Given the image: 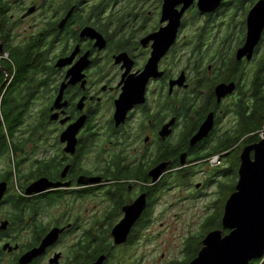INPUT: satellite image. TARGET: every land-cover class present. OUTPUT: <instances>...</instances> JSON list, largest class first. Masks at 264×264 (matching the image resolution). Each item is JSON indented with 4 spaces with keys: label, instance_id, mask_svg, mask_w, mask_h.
<instances>
[{
    "label": "flooded vegetation",
    "instance_id": "flooded-vegetation-1",
    "mask_svg": "<svg viewBox=\"0 0 264 264\" xmlns=\"http://www.w3.org/2000/svg\"><path fill=\"white\" fill-rule=\"evenodd\" d=\"M263 1L203 7L202 0H181L169 8L168 0H0V71L7 74L0 119L6 110L21 117L15 138L28 141L18 152L26 183L11 193L5 179L0 213L12 208L0 214V264H21L55 229L58 239L29 264H93L102 256L104 264H146V255L126 252L149 242L150 231L162 238L161 230L185 225L187 210L193 214L186 220L198 216L199 227L210 229L217 200L210 187L221 188L232 172L220 165H231L253 133L216 155L215 165L209 154L257 113L264 87V33L252 57H239ZM167 43L155 63L156 47ZM14 55L32 60L25 77L7 69L18 68ZM211 116L213 130L194 142ZM41 179L53 186L28 195ZM17 194L25 196L21 208L10 201ZM139 202L127 241L117 244L114 230ZM226 204L222 228L213 230L223 229ZM191 233L182 237L184 259L166 263L164 253L165 264H185Z\"/></svg>",
    "mask_w": 264,
    "mask_h": 264
},
{
    "label": "water",
    "instance_id": "water-1",
    "mask_svg": "<svg viewBox=\"0 0 264 264\" xmlns=\"http://www.w3.org/2000/svg\"><path fill=\"white\" fill-rule=\"evenodd\" d=\"M216 0H202L205 7ZM181 0H168L167 7L175 6ZM172 42L177 37L180 18L172 23ZM264 33V1L261 2L251 13L249 19V34L246 46L240 51L239 57L248 55L252 57L255 48L260 44ZM168 38V32L162 36ZM170 47V43L162 49L156 47V59L163 56ZM214 128V118L211 116L202 126L194 142L201 141ZM69 131L68 135L74 136L76 132ZM75 143H71L73 150ZM165 167L158 169L156 174L163 172ZM239 182L237 190L230 196L226 204L223 218V229L211 231L204 240L202 250L190 264H251L254 260L264 259V139L258 143L247 146L242 153V162L239 170ZM53 186L47 179H41L27 189V194L38 193ZM9 190L7 181L0 182V204L3 202ZM144 206V199L141 200ZM127 209L126 219L114 230L117 244L127 241L128 234L135 221L137 208ZM9 222H4L1 229H6ZM225 231L229 233L225 234ZM60 230L55 229L45 239L41 248L33 250L21 259V264H29L34 258L41 255L45 249L52 245L59 237ZM106 256H102L93 264H104Z\"/></svg>",
    "mask_w": 264,
    "mask_h": 264
},
{
    "label": "trees",
    "instance_id": "trees-1",
    "mask_svg": "<svg viewBox=\"0 0 264 264\" xmlns=\"http://www.w3.org/2000/svg\"><path fill=\"white\" fill-rule=\"evenodd\" d=\"M15 60L17 61L18 64V68L15 69L14 63H8L7 69L10 72V75L15 74V72L18 71V77L21 78V76H26L24 71L28 68V66L30 65V63L32 62V60L28 57V58H18L17 56L14 55ZM35 64H37L36 59H35ZM37 66V65H35ZM23 71V72H22ZM23 74H22V73ZM26 72V71H25ZM6 78H7V74L4 71H0V88H1V92H3L5 90V82H6ZM263 88V89H262ZM8 100V98H7ZM4 116V121H1L0 119V160L2 163L7 164V167L3 170V181L9 180L11 183L14 184V182H16V180H18V170L21 169V165L22 162L20 161L19 163H15V159H14V153L15 152H19L20 150L24 152V148L26 146H28V141L27 142H19V140H17L15 138V124H19L21 123V117L15 119V117H13L11 112H8L6 110V112H4L3 114ZM245 122L244 125L242 126V128L240 129V132L234 136V140L232 141H226L227 146L225 147H221L219 149L214 150L211 154H209V156L214 157L220 153H224V152H229V150H231L234 146L238 145L242 139H244L246 137V135L248 133H253L248 139L247 141L240 146V148L238 150H235L234 153V159L231 162L230 167L228 168V172H233L235 173V175L237 176V180L236 183L238 185L239 182V167L241 166V162H242V158L241 155L245 149V147L251 143H258L259 141L262 140L261 137V132L264 130V87H263V83L260 85L259 87V97H258V102H257V113L253 114L251 117H244ZM245 129H248V131H246ZM230 142V143H229ZM12 150H13V156H12ZM16 164V165H15ZM17 168V169H15ZM17 171V172H16ZM0 181V182H3ZM237 185L231 189L229 196L227 197L226 202L228 201V199L230 198V196L237 190ZM223 187V184L221 185V188ZM223 189V188H222ZM24 190V188H23ZM10 201H13V205L18 206L19 208L23 207L26 205V201H25V196L21 195V194H17L14 195L13 199H10ZM223 216V214H221ZM216 221L214 220L213 222H211V228L208 229V231H212L213 229H215L217 226H215ZM215 226V227H214ZM219 228H222V222L221 219L219 220ZM205 235L203 236L202 240L204 239ZM203 244L200 245L199 249L197 250V253L193 254L191 252H189L188 254V258L185 262V264H189L191 261H193L197 256L198 253L200 252V250L202 249ZM251 264H264V259H257L254 260Z\"/></svg>",
    "mask_w": 264,
    "mask_h": 264
},
{
    "label": "rangeland",
    "instance_id": "rangeland-1",
    "mask_svg": "<svg viewBox=\"0 0 264 264\" xmlns=\"http://www.w3.org/2000/svg\"><path fill=\"white\" fill-rule=\"evenodd\" d=\"M226 125H230L229 121L228 124ZM12 156H13V150H12ZM25 155H22L21 157L19 156L18 152L14 153V159H15V163H19L21 161V158H24ZM234 157V156H232ZM219 162V160L217 161ZM212 162V165L217 164ZM16 165V164H15ZM7 167V164L5 163H1L0 168L2 170H4ZM221 168H229L230 165L229 163H223L222 165H220ZM213 166H210V169H212ZM17 169V168H15ZM17 172V171H16ZM24 173H27V167L25 166L24 168H22V170L20 172H18V180H16V182H14L12 188H11V193H17L19 192V188L18 186H21L23 183H26V179L23 178V180L21 179V176L24 177ZM20 176V179H19ZM207 176V174L205 175V177ZM237 176L235 175V173L232 172L231 175H227L225 181L223 182V189H220L217 187V185H212L210 188V191L212 193L216 192L217 195V200L215 199L216 196H211V198L213 200H216L214 203V207H215V213H212L210 216V222H213L214 220L216 221L215 226L219 225V220L222 219L221 214L223 213V208H224V202L225 200H227V197L229 196V193L231 191L232 188H234L237 183H236V179ZM214 195V194H212ZM167 205H164L163 209L166 207ZM11 208L8 204L4 205L2 207V213H6V212H10ZM55 213V212H54ZM193 211L191 213V210H187L186 214H183L182 217H184V219H182L181 221H184L183 224L185 225H178L177 227H173L172 229L164 232L163 230H161L162 233H164L163 237L160 238L159 237V232L160 230H155V231H150L149 232V237H150V241L147 242L146 244L143 245H139L136 246L134 248H131L130 251H127L126 253L128 255H133L134 253L138 254L139 256H145V263L146 264H165L163 262V254L166 253L168 255L167 261H165L166 263H168V260H171L170 258L175 255L176 257H178L177 259L179 260H183L184 257L181 255L182 251L184 249L183 246V240L182 237L186 236L188 234H190L191 232L194 233V237L191 236V240H190V244H189V252L195 254L197 253V250L199 249L200 245L203 243L202 238H203V234L205 235L208 234V230L206 229L203 230L201 229V227H199L200 222L199 220L201 219L198 216H195V220H191L188 221L186 219H189L192 217ZM206 214V213H204ZM194 221V222H193ZM192 234V233H191ZM156 237H159V240L156 239ZM174 256V257H175ZM133 259V258H132ZM175 259V258H174Z\"/></svg>",
    "mask_w": 264,
    "mask_h": 264
},
{
    "label": "built area",
    "instance_id": "built-area-1",
    "mask_svg": "<svg viewBox=\"0 0 264 264\" xmlns=\"http://www.w3.org/2000/svg\"><path fill=\"white\" fill-rule=\"evenodd\" d=\"M261 137H262V139H264V130L261 132ZM218 160H219V157L216 156V157H214V158L212 159V162L216 163Z\"/></svg>",
    "mask_w": 264,
    "mask_h": 264
}]
</instances>
